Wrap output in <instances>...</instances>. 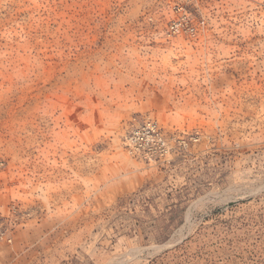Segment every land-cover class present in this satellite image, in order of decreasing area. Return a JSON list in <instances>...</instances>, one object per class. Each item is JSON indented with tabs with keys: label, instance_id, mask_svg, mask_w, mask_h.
I'll list each match as a JSON object with an SVG mask.
<instances>
[{
	"label": "rangeland",
	"instance_id": "rangeland-1",
	"mask_svg": "<svg viewBox=\"0 0 264 264\" xmlns=\"http://www.w3.org/2000/svg\"><path fill=\"white\" fill-rule=\"evenodd\" d=\"M0 228V264H264V0H0Z\"/></svg>",
	"mask_w": 264,
	"mask_h": 264
},
{
	"label": "built area",
	"instance_id": "built-area-1",
	"mask_svg": "<svg viewBox=\"0 0 264 264\" xmlns=\"http://www.w3.org/2000/svg\"><path fill=\"white\" fill-rule=\"evenodd\" d=\"M171 34L181 32L194 35V29L190 28L183 19H177L170 23ZM124 146L128 154L136 159L155 163L162 161L170 153L167 138L163 135L156 120L148 118L140 125L132 128L124 139ZM5 238V232L0 228V239Z\"/></svg>",
	"mask_w": 264,
	"mask_h": 264
}]
</instances>
